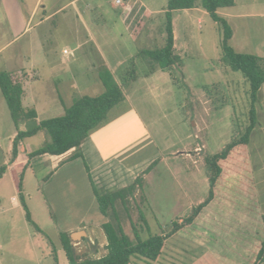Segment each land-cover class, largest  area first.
<instances>
[{"label": "rangeland", "instance_id": "1", "mask_svg": "<svg viewBox=\"0 0 264 264\" xmlns=\"http://www.w3.org/2000/svg\"><path fill=\"white\" fill-rule=\"evenodd\" d=\"M22 1L8 0L7 6L11 4L12 9L16 10L20 3L22 9L20 17L12 10L13 28L21 27L30 16L29 3L27 0ZM167 1L126 0V4L131 7L125 11L120 9L121 7H112L111 0H78L74 4H70V0H40L42 11H38L30 19L29 33L0 52V72L9 67L17 68L18 59L21 65L33 64L39 50H44L45 54L49 53L47 56L56 59L54 64L59 67L65 63L70 64L71 58H64L63 64H60L59 61L63 59L61 49L65 47L74 50L78 42L82 45L80 52L94 60L96 69L85 71L79 63H74L72 71L84 72L88 79H78L76 86L70 90L58 84L56 86L55 83L54 94L69 107L74 99L80 96L102 93L103 88L95 84L99 54L95 45L85 37L87 31L81 24L83 18L96 38L94 40L97 47L104 52L109 63L114 66L118 59L122 60L123 64L117 69V75L121 76L122 80H129L131 75L142 77L149 70L150 64L148 65L147 57L141 51L155 49L162 44L163 10ZM263 1L237 0L235 10L222 9V13L241 14L238 19H229L234 37L228 40V45L235 51L264 56ZM260 2L262 3L259 4ZM60 7L63 8L62 12H58ZM76 14L80 16L76 18ZM47 15L51 17L46 19ZM64 15L67 17L63 19ZM150 18L152 23H149ZM40 19L43 21L39 23ZM5 26V22L0 23V28ZM186 26L177 24L179 51L176 53L181 61L174 67L178 66L181 71L171 67L175 81L169 85L158 81L153 86L157 87L154 90L159 93L155 99L144 94L145 86L136 85L130 91V102L147 126L151 138L135 147L136 156L141 159L149 155L152 162L146 181L144 182L142 173L139 174L137 179L141 187H136L124 203L115 201L110 218L113 221L117 216L125 229L123 231L132 240V228L140 240H145L149 235L160 234L171 221L190 215L197 205L187 209L186 198L195 203L200 197L204 200L207 196L205 156L220 151L226 143L237 139L244 129L247 108L246 84L239 72L231 71L224 64L225 68L221 69V33L218 25L206 15L201 24ZM4 39L0 36V41ZM29 47L34 49L35 55L30 56L31 60L27 62L24 53ZM182 74L186 75L185 82L182 80ZM126 106L124 103L115 105L107 115L108 120L117 117L122 109L127 111ZM44 135L47 139L48 135L45 132ZM40 136L36 138L33 146L42 144ZM187 146L190 149L193 146L201 148L199 162L194 163L195 165L182 157L183 155L179 156L180 151L187 149ZM176 152L178 153L172 156ZM162 160L164 162L160 163ZM179 164L186 168L188 165L194 166V178L187 182L180 172L183 167ZM191 169L193 170V167ZM47 207L49 208V203ZM112 213L115 214L114 217ZM49 233L54 235L53 231ZM182 233L185 237L175 235L166 240L163 254L157 262L132 256L131 264H213V253L193 245L191 240L195 237L191 232ZM189 237L191 238L188 239ZM207 239L210 240L209 237ZM37 259L41 264H45L44 258ZM26 264H29L28 261ZM60 264L66 263L60 261Z\"/></svg>", "mask_w": 264, "mask_h": 264}, {"label": "crops", "instance_id": "2", "mask_svg": "<svg viewBox=\"0 0 264 264\" xmlns=\"http://www.w3.org/2000/svg\"><path fill=\"white\" fill-rule=\"evenodd\" d=\"M77 1L70 0L69 3L74 4ZM22 2H25V0ZM234 2L233 7L225 9H234L237 0H234ZM7 3L8 0H0V23L5 22L6 25L0 28V36L5 38L4 41H0V52L29 33L31 28L30 19L42 9L40 0H27L30 5L29 18L21 27L13 28L11 14L13 13L12 10L15 9H12L11 4L7 6ZM128 7L131 6L126 4L125 7L120 9L127 11ZM22 8H24V4ZM59 11L62 12L63 8L60 7ZM15 12L19 17L22 15L20 3L16 6ZM217 14L224 18L228 24L229 19H238L241 15L238 12L234 14L222 13V9H219ZM206 15L208 16L199 5L191 9L172 12L171 21L175 53L178 50L177 24L181 23L183 26H193L195 23L201 24ZM78 16L80 15L76 14V18ZM50 17V15H47L46 19ZM64 17L67 16H62L63 19ZM148 20L149 23L153 21L152 18ZM41 21L43 20L40 19L38 22ZM81 24L87 31L85 37L96 47L99 60L106 65L117 82L123 85L124 100L120 103L126 104L125 109L128 110L124 111L122 109L113 120H108L109 116H107L103 123L88 134L77 150L70 149L61 155L46 153L28 159V152L38 149L49 139V137L45 139L44 131L39 130L35 134L18 141L17 154L13 157L12 148L17 129L11 120L9 109L0 91V167L4 166L5 168L0 177V264H26L27 261L29 264H41V261L37 258H44L45 264H60V261L68 264L67 253L64 249L65 245L72 248L79 260L97 259L104 256L106 254L107 238L103 225L111 221L110 209L107 211V216L99 212L95 191L105 193L121 190L133 184L141 173L145 182L150 173L149 165L152 162V157L147 155L139 159L136 156L137 149L135 147L151 138L147 126L141 121L135 107L130 102V91L136 85L145 86L146 92L144 94L155 99L159 93L155 92L154 89H157V87L153 86L158 81H162L166 85L173 83L175 77L171 70L180 69L179 71H181V68L173 66L172 69L166 71L156 69L151 73L147 71L142 77L134 75L133 80L131 78L122 80L121 76L116 73L117 69L123 64L122 60L118 59L117 63L112 66L104 52L97 47L96 38L86 26L85 19H81ZM232 33L231 38L234 37L233 29ZM76 45L74 50L65 47L61 49L63 59L59 61L60 64H63L64 58L65 60L71 58L70 64L65 63L62 67L54 64L57 60L50 59L47 56L49 53L45 54L44 50H39L33 59V64L21 65L20 59H18L16 62L17 68L9 67L6 70L20 77L22 107L35 112L36 118L34 120L37 124L42 120L64 114L67 105L54 94L55 83L56 86L58 84L70 90L76 86L78 79H88L83 71H81L83 73L72 71L74 63H79L85 71L86 69H96L95 63L93 64L94 60L84 56V52H80L81 43L77 42ZM185 47H187V44H185ZM64 49L68 50V53L64 54L62 52ZM76 50L78 52L75 53ZM32 55H35L34 49L29 47V50L24 53L27 62L31 60L30 56ZM257 56L264 57L262 55ZM78 57L82 59L79 60ZM220 65L221 69L225 68L222 63ZM182 80L184 82L187 80L186 75L182 74ZM95 84L102 87L98 74L95 76ZM255 110L259 124L249 135L248 151L259 208L264 213V84L257 92ZM25 121L18 125L19 131H21L20 129ZM130 134L132 135L130 136ZM38 136L42 138V144L33 146ZM194 136L197 138L196 135ZM200 150V146H193L192 149L187 146V149L180 151L179 156L183 155L182 157L187 158L195 165L199 162ZM76 153L80 156L71 159V156ZM162 162L164 161L162 160L160 163ZM179 165L182 166V164ZM191 167H193V170ZM188 168L183 167L180 170L187 182L193 179L196 174L194 166L188 165ZM47 193L49 197H47ZM20 198L24 200L30 218L39 231H36L26 221ZM202 200L203 198L200 197L195 203H192L189 198H186V208L190 209ZM48 203L49 208L47 207ZM201 217L206 221H204V224L198 223L196 230L198 233L191 240L194 243L193 245L203 251L228 257L227 259L235 264H244L242 258H239L238 253L235 251L237 244L234 242L230 230L222 231L220 227L214 226L219 218L215 217L211 204L202 210L198 219H201ZM123 230L125 231L124 228ZM49 231H53L54 235ZM203 232L215 237L216 241L211 242V244L205 243V240L198 236H201ZM178 234L180 235V232Z\"/></svg>", "mask_w": 264, "mask_h": 264}, {"label": "trees", "instance_id": "3", "mask_svg": "<svg viewBox=\"0 0 264 264\" xmlns=\"http://www.w3.org/2000/svg\"><path fill=\"white\" fill-rule=\"evenodd\" d=\"M197 5L220 29V62L231 71L239 72L246 83L247 108L244 129L237 139L226 143L220 151L205 156V173L208 181L207 196L192 209L190 215L171 221L160 234L149 235L145 240H140L137 232L132 228L134 236L132 240L123 231L119 218L112 213L115 219L103 225L107 238L106 254L97 259L79 260L72 248L65 245L68 264H130L132 256L157 262L163 254L168 238L179 235V232L181 236L185 237L181 234L183 231L191 232L193 236L198 233L196 231L198 223L204 224L205 221L204 218L198 219V217L202 210L210 204L213 206L215 217L219 218L214 226L220 227L222 231L230 230L234 242L237 244L235 251L238 253V257L242 258L244 264L264 263V213L259 208L248 151L249 135L259 124L255 105L257 92L264 84V57L240 53L228 45V40L231 39L233 33L229 24L217 14V11L233 7L234 0H168L164 9L162 44L155 49L143 50L141 53L149 60V73L156 69L166 71L174 65L180 64V57L174 52L172 12L191 9ZM97 74L103 88L102 93L95 96H80L74 99L71 106L65 107L62 116L42 120L29 131H19L18 125L21 122L34 120L36 115L34 111L22 107L20 77L6 71L0 72V91L9 109L11 120L17 129L13 141L12 156L15 157L17 154L16 146L20 139L31 136L39 130H43L49 139L38 149L28 152V159L46 153L61 155L70 149L77 150L88 134L107 119L109 111L124 100L123 85L117 82L101 60H98L97 63ZM130 78L133 80L134 75H131ZM79 156L76 153L71 156V159ZM4 169V166L0 167V177ZM139 182V179H136L130 186L114 192L99 193L95 191L99 212L107 216V211L114 208L115 201L120 200L124 203L126 197L131 195L136 187H141ZM20 202L25 212L26 221L36 231H39L32 222L22 198H20ZM140 217L142 216L140 215ZM199 237L208 241L207 244L216 241L215 237H211L207 232H203ZM213 255L215 258L213 264H235L227 259L228 257L215 253Z\"/></svg>", "mask_w": 264, "mask_h": 264}, {"label": "water", "instance_id": "4", "mask_svg": "<svg viewBox=\"0 0 264 264\" xmlns=\"http://www.w3.org/2000/svg\"><path fill=\"white\" fill-rule=\"evenodd\" d=\"M36 125H37V123L35 120H26L20 130L21 131H29V130L33 129Z\"/></svg>", "mask_w": 264, "mask_h": 264}, {"label": "built area", "instance_id": "5", "mask_svg": "<svg viewBox=\"0 0 264 264\" xmlns=\"http://www.w3.org/2000/svg\"><path fill=\"white\" fill-rule=\"evenodd\" d=\"M126 0H111V5L114 7H125ZM128 9H130L128 7ZM64 54L68 53V50L64 49L62 51Z\"/></svg>", "mask_w": 264, "mask_h": 264}]
</instances>
